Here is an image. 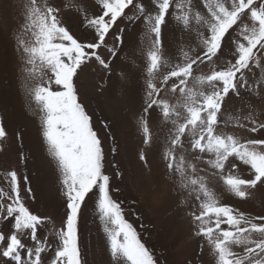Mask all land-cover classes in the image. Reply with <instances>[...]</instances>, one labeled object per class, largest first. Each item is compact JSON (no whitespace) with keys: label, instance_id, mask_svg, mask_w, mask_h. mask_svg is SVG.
Listing matches in <instances>:
<instances>
[{"label":"snow or ice","instance_id":"snow-or-ice-1","mask_svg":"<svg viewBox=\"0 0 264 264\" xmlns=\"http://www.w3.org/2000/svg\"><path fill=\"white\" fill-rule=\"evenodd\" d=\"M149 3L151 8L143 0H100L99 14L84 15L94 38L82 42L63 24L61 9L53 0H21V32L31 39H19L18 48L29 76L40 81L31 95L43 113L42 134L62 176L66 216L63 226L54 230L55 243L41 237L39 230L48 218L26 206L22 183L26 193L32 192L27 177L9 171L7 190L0 187L3 264H46L44 256L49 252L51 264H85L79 221L92 194L97 196L113 264H159L113 199L102 139L74 83L78 72L92 61L111 71L99 50L107 47L106 38L125 17L128 22H143L148 36L146 98L139 118L143 142L153 143L149 116L158 110L162 124L169 126L166 167L198 202L189 213L194 235L206 242L213 264H264V215L252 216L221 203L210 186V180L217 178L240 199L249 198L257 186L264 187V135L249 138L225 130L264 134V111L257 115L252 103L255 98L264 105V0H202L203 10L194 0ZM171 12L183 31L195 33V46L181 48L178 60L163 53L162 28ZM115 41L123 46L122 32ZM108 52L113 57L118 54L115 45ZM202 65L209 66L207 74L198 71ZM170 81L169 90L179 94L175 102L164 94ZM53 85L62 90H53ZM6 135L0 119V140ZM140 159L146 158L141 154ZM241 165L250 171L247 178L238 174Z\"/></svg>","mask_w":264,"mask_h":264},{"label":"rangeland","instance_id":"rangeland-1","mask_svg":"<svg viewBox=\"0 0 264 264\" xmlns=\"http://www.w3.org/2000/svg\"><path fill=\"white\" fill-rule=\"evenodd\" d=\"M143 2L152 7L149 0ZM194 2L203 10L202 0ZM53 3L61 9L63 24L76 38L82 42L94 38L84 15L99 14L100 0H53ZM20 4L21 0H0V119L7 133L0 140V187L7 190L6 175L11 170L27 177L26 186L31 187L32 192L26 193L22 183L26 206L35 214L48 218L38 234L55 243L53 233L63 226L66 199L60 170L42 134L43 113L31 95V88L40 81L29 76L25 57L18 48L19 39H31L30 35L21 32L23 15ZM175 15L171 12L167 17L161 39L165 57L178 60L181 48L189 43L195 46V33L183 31ZM121 32L123 46L115 41V35ZM106 40L107 47L99 51L108 60L111 71L92 61L78 72L74 83L79 101L92 117L94 130L102 139L104 171L110 176L113 199L121 204L125 219L137 229L142 242L154 252L159 264H213L206 242L194 235L189 215L197 209L198 202L180 188L178 176L166 167L164 152L169 126L162 124L158 110H152L149 116L153 143L143 142L139 118L146 98V26L143 22H128L125 17L117 22ZM113 45L118 53L115 57L108 52ZM198 71L207 74L209 66L202 65ZM157 83L159 85V80ZM171 83L164 94L175 102L179 94L169 90ZM53 90L62 89L53 85ZM252 103L260 115L264 105L255 98ZM247 111L245 108L244 113ZM225 130L249 138L264 135L232 127ZM141 154L145 160L140 159ZM198 167L204 168L205 165ZM238 174L247 178L250 171L241 165ZM210 186L217 192L221 203L252 216L264 215V187L257 186L250 190L249 198L240 199L217 178L210 180ZM96 201L97 196L92 194L81 212V255L85 264H113ZM25 243L29 241L25 239ZM52 255L49 252L44 256L46 264H51ZM0 264H3L2 259Z\"/></svg>","mask_w":264,"mask_h":264}]
</instances>
